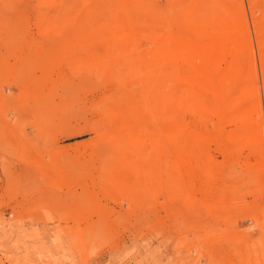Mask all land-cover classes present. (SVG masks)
<instances>
[{"label": "rangeland", "instance_id": "obj_1", "mask_svg": "<svg viewBox=\"0 0 264 264\" xmlns=\"http://www.w3.org/2000/svg\"><path fill=\"white\" fill-rule=\"evenodd\" d=\"M0 264H264V0H0Z\"/></svg>", "mask_w": 264, "mask_h": 264}]
</instances>
